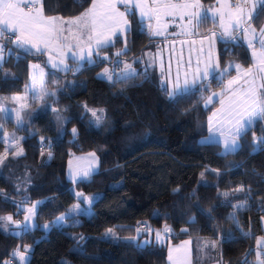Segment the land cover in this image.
I'll return each instance as SVG.
<instances>
[{
  "label": "trees",
  "instance_id": "obj_1",
  "mask_svg": "<svg viewBox=\"0 0 264 264\" xmlns=\"http://www.w3.org/2000/svg\"><path fill=\"white\" fill-rule=\"evenodd\" d=\"M41 4L46 16L73 18L90 0ZM254 13L258 15L251 23L257 29L264 21V5ZM127 19L126 49L121 38L115 39L100 51L109 60L85 64L78 71L50 69L41 54L17 50L0 64L1 100L12 104V95L34 96L24 125L0 122V133L15 130L23 149L0 165V217L17 219L20 204L37 203L30 230L0 227V264H16L18 255L13 253L25 248L23 264H166L162 246H140L129 239L144 224L157 230L167 226L169 238L176 241L199 239L207 262L255 264V242L264 235V151L253 153L251 145L253 136L264 135V125L257 123L239 141L238 151L220 154L218 145L200 142L209 132L206 119L216 105L202 107L201 94L211 90L206 82L173 100L158 87L155 71L141 72L137 63L138 75L132 79L100 77L112 61L136 59L152 46L135 14ZM198 28L206 34L217 26L206 20ZM123 48L126 55H113ZM216 54L219 66L228 61L250 64L241 43L218 41ZM89 152L98 156L99 171L72 185L65 172L68 158ZM75 191L96 196L90 215L52 224L79 201ZM46 223L48 229L41 227ZM109 228L124 240L103 239ZM213 242L215 247L210 246Z\"/></svg>",
  "mask_w": 264,
  "mask_h": 264
},
{
  "label": "snow or ice",
  "instance_id": "obj_2",
  "mask_svg": "<svg viewBox=\"0 0 264 264\" xmlns=\"http://www.w3.org/2000/svg\"><path fill=\"white\" fill-rule=\"evenodd\" d=\"M90 3L91 6L80 16L64 20L58 17H46L41 0H0V38H3L6 32L12 34L14 38L10 36L9 42L26 53L30 52L31 49L41 52L42 48L55 51L60 59L59 62H56L52 56H49V62L53 68L65 71H78L82 67V64L79 62L95 64L97 60L93 59L94 55L100 59H108L107 56L100 57V51L107 46H112L115 39L120 38L125 31L130 30L126 13H133L128 8L129 5H132L135 9H139L142 18L147 17L149 20L155 19L157 21V27L152 32L153 35H163L168 27L167 24L161 23V17H175L178 15L181 20L186 21L182 34L190 36L195 34V29L201 23L208 19H212L215 22L216 16L219 15V26L222 29L219 34L220 39L224 40L225 43L235 41L237 38L233 35V32L241 31L243 38L247 41V47L252 49L253 64L251 67L244 68L240 64L233 65L229 63L228 67L219 73L220 77H223L230 69L234 68L237 75L229 79L227 83H221L222 90L220 92L212 93V96L221 97V107L213 113L212 117H209V132L214 134L216 131H220L221 136H224L223 144L225 151L232 153L238 151L241 147L239 141L258 122L264 121V27L257 30L252 26L251 21L258 15L254 13L255 4L249 9L247 8V0H237L235 4L231 3L230 0H224L217 8L201 10L202 6L199 0H182V2L167 0L164 3L152 0V5L145 3V0H90ZM259 3L264 5V0H259ZM117 4L125 5V12L119 11ZM25 6L27 10H25ZM209 12L212 13L211 17L208 15ZM149 28H152L151 24H149ZM216 36L217 34L213 32L211 37L205 38L209 40L210 49L215 42L214 38ZM72 41H75V43ZM181 43L188 42L182 41ZM191 43L195 44L196 41H191ZM200 44V53L203 54L204 40H201ZM257 45L259 46L258 48ZM4 47L3 44H0V64L3 61ZM126 47L125 42V49ZM65 48L68 49L67 52L64 51ZM9 54L11 55V51ZM115 55L117 57L126 55V51H117ZM68 59L77 63V68H69L66 63ZM119 63L117 62V66H119ZM187 63L190 67L192 63L191 58H189ZM201 63H203V68L200 66ZM32 67L39 69L40 65L36 64ZM218 68L219 59L217 58L214 65L211 60V50L209 51L207 60L202 61L198 56L195 70L191 73L188 71L184 72L182 84L178 67L174 81H170L171 89L166 90L167 96L175 100L178 96L186 95L192 86L196 85L197 81L208 80L210 76L216 78L215 73ZM113 74L108 68H104L100 75L111 81ZM136 75H138L136 69L131 64L124 63L118 78L126 81L134 78ZM170 75L171 70L169 66ZM190 75L191 79H189ZM40 76H43V69H40ZM32 79L33 84H35L36 76L34 75ZM212 96L208 97V102H211ZM6 111V109L0 108V113ZM93 115L95 116L96 113L93 112ZM16 121L18 124L23 122V117L19 111L16 112ZM217 124L220 125V128L215 126ZM226 125L228 126L227 135L221 130ZM72 133L73 135L76 134L75 128L72 129ZM204 139L207 142H212L213 136L210 135ZM251 148L253 153L264 151V135L259 138L253 136ZM7 152L8 149L5 150L3 155H0V165H3L4 160L7 158ZM22 153L23 149L21 148L14 155L18 156ZM91 155L94 156L95 154ZM69 163L71 164V161ZM89 174L90 170L83 171L84 177L89 176ZM77 195L81 194L78 193ZM35 207L33 205L32 208L27 209L29 215L24 217L25 224L23 226L17 222V227L22 228V231L26 232L30 230L31 226L27 222L34 215ZM235 207H242V205H236ZM73 211L86 212L87 210L81 209L79 205H76ZM66 219V215H62L53 224L63 222ZM4 220L11 222L12 216L0 217V221ZM3 226L0 223V227ZM43 227L48 229L50 225L46 224ZM139 231L140 229H137V233ZM167 231L169 229L165 226V232ZM111 233L112 230L109 229L106 234ZM155 235L157 241H160L161 233L157 231ZM227 238H231L230 234ZM129 239L135 240L136 238L132 237ZM147 243L148 241H144L145 245ZM188 243L185 242L184 245L176 249H169L168 259L172 264H177V259L173 258L172 253L180 251L181 248L184 249L185 258L188 259V264H190ZM257 243L259 244L260 241ZM210 246L215 247V243L213 242ZM27 250L25 248V251ZM13 255H19L21 260L25 259L21 253L14 252Z\"/></svg>",
  "mask_w": 264,
  "mask_h": 264
},
{
  "label": "crops",
  "instance_id": "obj_3",
  "mask_svg": "<svg viewBox=\"0 0 264 264\" xmlns=\"http://www.w3.org/2000/svg\"><path fill=\"white\" fill-rule=\"evenodd\" d=\"M157 2L158 3H164V2H167V0H157ZM172 2H182V0H172ZM223 2H224V0H219V2H218V0H212V2L210 4L205 5L201 0H199L200 5L202 6L201 10H207L210 8H217V7H219V4L223 3ZM230 2L235 4L237 2V0H230ZM145 3H147L148 5H152V0H145ZM253 4H255V9H254V12H255L257 7L260 5L259 0H247V8L251 9ZM90 6H91V3L89 5V7ZM117 8L119 11L125 12V5L117 4ZM128 8H130L132 10V12L137 17L138 21L141 22L142 26L145 28V30L147 32L149 39L153 42L150 49H147V50L141 52L140 55H138L139 57H143V55H146L145 56L146 58L141 59V60L136 58L134 63L139 64L141 72H145L146 70L154 68L156 70V75H157V85L163 91L166 92V90L171 89V82L170 81H174L176 74H177L178 67H179V71L181 74L180 75V81L182 84L183 79H184V75H183L184 72L185 71H188L189 73L193 72L196 68L197 57L199 56L202 61L206 60V55H207V53L209 54L210 50H211V60H212L213 64L215 65L216 60L213 59V56L216 54L217 42L220 39L218 38V36H216L214 38L215 42L211 46V49H210L209 40L205 39V38L211 37V34L213 32L219 33L218 27H217L216 31H210L206 34H200L199 28H197V29H195L194 35H190V36L184 35V34H182V30H183V27H184L186 21L181 20L178 15L175 17L168 16V17H161V23L168 25L167 29L164 31V34L163 35H153L152 32L157 27V21L155 19L149 20L147 17L142 18L140 16L139 9H135L132 5H129ZM25 10H27V7H25ZM126 15H128V13H126ZM208 15H209V17H211L212 13L209 12ZM46 17H52V16H46ZM58 18H60V17H58ZM73 18H75V17H73ZM63 19L68 20V19H72V18H63ZM208 20L213 22L212 19H208ZM213 23L214 24L219 23V15L216 16L215 22H213ZM149 24L152 25L151 29L149 28ZM73 30L75 31V29H73ZM128 32H129V30L125 31L123 33V35L120 36V38L123 40L126 37ZM4 35L5 36L10 35L12 38H14V36H12V34L7 33V32ZM2 40H4V38L0 39V42H3ZM201 40H204V45H206V48H204L203 54L200 53V48H201L200 41ZM178 41H181V42L187 41L188 43H175ZM191 41H198L199 45L197 43L192 44ZM72 42L75 43V41H72ZM207 43H208V45H207ZM204 45H203V47H204ZM164 46H166V48H167V51L165 54L163 53V47ZM14 50L26 53L24 50L17 48L16 46H13L12 50H11V54ZM64 51L67 52L68 49L65 48ZM74 51H75V49H74ZM27 53L33 54V55L41 54L44 58V62L46 64V66L48 68L53 69V70H58V69H55L53 67H49L46 63L47 62L46 59H49V56H52L54 61L59 60L60 57L57 54V52L49 51L48 49L42 48L41 52H37L36 49H31V51L27 52ZM115 53H113V55H115ZM104 56H107L108 59H106V60H109L108 54L100 52V57H104ZM189 58H191V62H192L190 67L187 63ZM93 59H95L97 61L98 60L105 61L104 59L97 58L95 55L93 56ZM178 62H179V64H178ZM66 63H67L69 68L70 67H72V69L77 68V63H74L73 60H71V59L66 60ZM79 63L82 64V66L85 64H88L86 62H79ZM111 64L112 63H110L106 67H110ZM169 66H170V70H171L170 76H169ZM200 66H201V68H203V63H201ZM58 71H63V70H58ZM229 74H232V73H229ZM113 76L115 77L114 74H113ZM189 79H191V75L189 76ZM203 81H206V80H203ZM200 82L201 81H197L196 84H198ZM161 83L163 85H161ZM194 86H192V88ZM89 153H91V152H89ZM89 153L79 155L77 157H72L71 159L70 158L69 159L74 160V161H75V159H77V161H78L80 158H84L85 156L89 155ZM95 161L96 160H93L92 165L87 166V164L84 160V163H82L83 166L80 165V166L73 167L75 169L68 167V170H67V164H66L65 172H66L67 180L70 183L72 182L74 184L77 183V181L80 182V181L85 180L86 177L83 176V171H85V170H92V172H90V174H95L96 173V167L98 166V163ZM185 242H189L187 245V248L190 251V257H189L190 264H218L217 262H214V261L207 262V256L205 253H203V254L198 253L197 255H195V242H193L191 239L180 240V242H178V243L169 245L166 249V257H165L166 264H172V262L168 259L169 249L170 248L171 249L179 248L181 245H184ZM260 248H261V251L264 253V246L260 247ZM172 255H173L174 259H177V264H188V259L185 258V251L183 248H181L180 251H178V252L174 251L172 253ZM196 257H198V258H196ZM261 264H262V262H261Z\"/></svg>",
  "mask_w": 264,
  "mask_h": 264
},
{
  "label": "rangeland",
  "instance_id": "obj_4",
  "mask_svg": "<svg viewBox=\"0 0 264 264\" xmlns=\"http://www.w3.org/2000/svg\"><path fill=\"white\" fill-rule=\"evenodd\" d=\"M26 7V6H25ZM218 27V30H219V33H216L218 38L220 39V32L222 31V29L220 28L219 26V23H215ZM261 27H264V21L263 23L260 25V28ZM260 28H257V30H259ZM233 35L237 38L235 41H232V43H241L243 44L247 50H248V54H249V58H250V64L248 66H244L236 61H228L227 63H225L223 66H219V68L216 70V73H215V77L214 78L215 80L212 81L210 84H209V81L213 78V77H209L210 79L206 80V81H201L200 83H203V82H206L205 83V86L207 87H211V90H209V92L205 95H202L201 94V97H203V100H202V107L204 108H208L210 106H212L213 104H216L215 105V108L214 110L208 115L207 119H206V123H207V128H208V131H209V117H212L213 113L216 112L220 107H221V104H220V99L221 97L219 96H212V93L214 92H220L222 90L221 88V83H227V81L229 79H231L232 77L236 76L237 73L236 71L234 70V68L230 69L226 74L223 75V77H220L219 73L223 71L224 68L228 67L229 63L235 65V64H240L242 67L244 68H248V67H251L252 64H253V59H252V49L248 48L247 47V41L243 38V34L241 31H236V32H233ZM9 36H3L4 40H2L3 42H0V44H3L5 47H4V52H3V60L9 55V52L12 50V47L15 46L14 44L10 43L9 42ZM2 39V38H0ZM208 41V40H207ZM219 41H224L222 39H220ZM123 42H125V39H123ZM206 42V41H205ZM175 43H181V41H178V42H175ZM196 43L199 45L198 41H196ZM208 45V43H207ZM259 46L257 45V48ZM203 48H206V45H204ZM217 48V47H216ZM124 50V49H122ZM167 51V48L166 46L163 47V53L165 54ZM146 55H143V57H137L139 60L141 59H145ZM128 58V57H127ZM127 58H124V60H121V59H117L115 62L112 61V64L110 67H105V68H108L110 71H112L115 75V77L117 79H119V74L121 72V70L123 69V66H124V63H129L132 65V67L134 69H136V72L138 71V69L133 66L135 63V59L133 60H125ZM208 59V53L206 55V60ZM213 59L217 61V55L215 54L213 56ZM46 63L49 67H52L51 66V63L49 62V59H46ZM56 62H59V60H57ZM117 62H120L119 63V66H117ZM87 65H91V64H87ZM104 70V69H103ZM103 70L99 73V76L102 77V78H106L102 75H100ZM151 70L155 71L156 73V70L154 68H152ZM65 71V70H63ZM147 71V70H146ZM232 71V74H229L231 73ZM200 83L196 84L195 86L199 85ZM161 85H163L161 83ZM194 86V87H195ZM159 87V86H158ZM193 87V88H194ZM191 88V89H193ZM212 96V100L211 102H208V97ZM34 96H32L31 98L26 96L24 93L23 94H15V95H12L11 96V100H12V104H6L3 100H1L0 98V108H4L6 109L7 111L4 112V113H0V122H1V119L4 121V119L7 121V122H13V124L17 127V128H20L22 125H24V120L25 118L27 117L28 114H30L31 112V109L29 108L30 104L32 103V98ZM18 98V99H17ZM19 111L21 116L23 117V122L18 124L17 121H16V112ZM55 121L57 122L58 125L61 124V120L59 118V116L57 115L55 117ZM259 123V122H258ZM261 125L263 124L264 125V121H261L260 122ZM62 125H60L61 127ZM217 128H220V125H215ZM227 128L228 126H224L221 130L225 133V135H227ZM1 131V130H0ZM210 135L213 136V139H212V142H207L205 141V137H209ZM204 138H202L200 140V142H203V143H212V144H216L219 146V152L220 154H226L227 152L225 151V148H224V144H223V140H224V136H221L220 134V131H216L214 134H211L210 132H208L207 136H205ZM256 137V136H255ZM22 137L19 136L15 130H11L9 131L8 133H3L1 134L0 133V141L3 145V150L2 152H0V155H3L5 153V150L8 149V152H7V156L8 155H11V156H16L14 155V153L16 151H18L20 148L19 146V142L21 141ZM233 153V152H232ZM91 154H93V152L89 153V155L85 156L84 158H80L78 161L77 159L74 160H70L72 157H77L79 155H83V154H78V155H72L68 158V161H67V170H68V167L70 168H73L75 166H80L82 165V163H84V160L88 165H92L93 163V160H96L95 162L98 163V156L95 154L94 156H92ZM19 156V155H18ZM71 161V164L69 163ZM83 166V165H82ZM86 166V165H85ZM75 169V168H73ZM99 171L98 169V166L96 167V173ZM90 172H92V170H90ZM95 173V174H96ZM94 174H89V176L86 177V179H89L91 176H93ZM72 183V182H71ZM78 183V181H77ZM73 185H75L74 183H72ZM79 192L75 191V194L76 196L78 197V200L79 201H75L71 206L68 207V209L66 210L65 213L61 214L60 216L62 215H66L67 219L63 222H60V223H56V224H65V223H68L70 222L72 219H76V217L80 214H84L86 216H89L90 213H91V204L93 203V201L96 199V196H84V195H77ZM80 194V193H79ZM90 201V202H89ZM37 203H31V204H27V203H22L20 204L19 208L21 210V214L19 215V217L16 219L14 217H12V221L9 222L7 220H5L4 222V226H5V230H11L13 229L14 232H17V231H21L22 228H18L17 227V222L23 226L25 224V220H24V217L26 215H29V213L27 212V209L29 208H32L33 205L36 206ZM76 205H79V207L81 209H86L87 211L86 212H77V211H73V209L75 208ZM36 208V207H35ZM34 212H35V209H34ZM35 214V213H34ZM58 216V217H60ZM8 217V216H6ZM57 217V218H58ZM57 218L54 221H57ZM52 222V224H53ZM262 222V228L264 230V220L261 221ZM32 228L33 226H35V222H34V215L31 216L30 220L27 222ZM47 225H50L49 223H46ZM46 224H42L41 227H43L44 225ZM44 228V227H43ZM110 229V228H109ZM109 229H106L103 234H102V238L103 239H106V240H110V241H113V242H116L118 241L119 239H123V237H119L118 233L111 229L112 230V233L111 234H106L108 233V230ZM137 229H140L139 233H137ZM135 231H134V235L133 237H135L136 239L135 240H132L131 241L135 244H138L140 246H144V241H148V243H152V244H157L159 246H162L164 249H165V256H166V249L169 245H172V244H175V243H178L180 242L179 241H176V240H173L172 238L170 239L169 238V231L165 232V227H163L161 230H157V229H153V228H150L148 227L147 224H144L143 226H140L139 228H137ZM159 231L161 233V240L160 241H157L156 239V232ZM196 245V249L197 251H199V253L203 254V251L201 250V248L198 247L199 245V239L195 238L194 239ZM260 241V243L258 244L257 242ZM147 243V244H148ZM264 246V235L263 236H259L255 242V248H254V252H255V261L254 263L255 264H261V254L263 253L261 251V248L260 247H263ZM21 254L24 255L25 259L24 260H21L20 256L18 255L17 258H16V264H23L27 257H28V253H26L25 251H21L19 252ZM198 258V257H196Z\"/></svg>",
  "mask_w": 264,
  "mask_h": 264
},
{
  "label": "water",
  "instance_id": "obj_5",
  "mask_svg": "<svg viewBox=\"0 0 264 264\" xmlns=\"http://www.w3.org/2000/svg\"><path fill=\"white\" fill-rule=\"evenodd\" d=\"M170 234V232H168Z\"/></svg>",
  "mask_w": 264,
  "mask_h": 264
}]
</instances>
